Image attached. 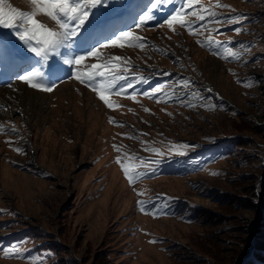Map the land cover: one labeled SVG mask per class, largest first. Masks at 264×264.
I'll return each instance as SVG.
<instances>
[{"label":"rangeland","instance_id":"rangeland-1","mask_svg":"<svg viewBox=\"0 0 264 264\" xmlns=\"http://www.w3.org/2000/svg\"><path fill=\"white\" fill-rule=\"evenodd\" d=\"M153 2L159 10H153L155 20L145 27H135L142 5L117 24L142 37L145 47L102 49L105 56L124 57L118 67H128L127 75L135 81L137 95L126 89L128 95L107 96L113 108L75 78H66L52 92L0 80V249H12L7 258L0 252V264H46L49 241L74 249L86 264L100 250L111 264H176L178 253L186 250L208 256L205 264H244L245 257H235L241 250L234 242L238 239L229 235H221L219 258L216 247L197 245L204 232L217 229L248 237L252 248L246 257L251 258L255 226H264V201L257 196L253 209L239 205L238 196L252 198L250 190L257 192L264 180V0H199L182 17L192 32L179 24L160 26L175 14L178 0ZM6 3L32 10L28 0ZM201 6L217 17L245 19L217 24L205 11L199 20L190 13ZM37 19L51 24L45 17ZM228 49L239 59L229 56ZM33 59L39 63L27 70L38 73L35 79L56 83L45 62ZM93 63L99 61L89 57L73 67L87 71L84 65ZM63 67L69 75L68 65ZM181 80L190 83L185 87ZM123 83L117 82V90ZM157 86L155 96L167 94L159 103L141 94ZM238 134L250 140L231 148L238 146L232 142ZM179 143L195 147L177 157L169 149ZM117 158L137 165L138 173L146 171L141 159L194 158L197 163L162 162L155 176L130 185ZM157 197L169 198L162 209L166 215L153 217L138 207V201L152 207ZM201 208L222 216L201 226L198 217L206 213Z\"/></svg>","mask_w":264,"mask_h":264},{"label":"snow or ice","instance_id":"snow-or-ice-1","mask_svg":"<svg viewBox=\"0 0 264 264\" xmlns=\"http://www.w3.org/2000/svg\"><path fill=\"white\" fill-rule=\"evenodd\" d=\"M28 2L31 5V11H21L10 3H6V0H0V80L5 78L8 80H19L24 82L29 88L52 92L57 84L63 82L66 78H75L85 87L95 91L97 97L108 108L114 107L107 99L109 95H128L129 93L126 89H133L131 95H137L135 81L127 75L130 69L128 67L120 68L117 64L118 61L125 58L105 56L102 54V49H106L109 46L124 47L125 44L129 47H145L146 42L142 37L135 35L130 30L118 29L117 24L126 21L142 5L144 10L142 14L138 15L139 22L135 23V27H145L147 22L155 20L153 10H159L157 3H154L153 0L147 4L144 0H28ZM168 2L173 3L177 2V0H168ZM159 3H164V0H159ZM198 3L199 0H178L179 6L174 9L175 14L171 15L160 26L164 27L166 24L171 29L173 24H179L180 27L187 28L189 32H192V26L185 24L182 17L189 14L184 12V9L194 8V5ZM149 4H151V7H148ZM217 6L224 7L223 5ZM205 11L208 12L211 20L217 24H234L245 19L241 15L217 17L215 12L207 9L202 10V6L201 8H195L190 14L196 16L199 20H203ZM37 16L47 18V21H50L51 24L37 19ZM235 31L239 33L241 29L236 28ZM13 37L20 44H17L12 39ZM207 46L211 50V41H209ZM241 46L243 47V45ZM81 49H87V51L82 52L80 51ZM227 51L229 56L239 59L236 53L230 49ZM28 53L33 54V56H28ZM66 56H70V58L66 59ZM33 57L40 58L45 62L49 76L56 83L48 86L46 81L42 83L35 79L38 75L37 72L27 70L33 62L39 63V60L34 61ZM89 57L95 58L99 63L84 65L87 71H77L73 67V65H82ZM49 60L51 63L48 62ZM65 64L70 69V74L67 76L62 72V67ZM139 79L143 83H149L147 79L142 77ZM119 81H124V83L120 84L119 90H117L116 85ZM180 83L187 87L190 82L181 80ZM8 86L11 87V84ZM208 91H211V89ZM158 92H160V86L152 89L151 93L145 91L141 94L149 99H156L159 103L167 94L157 97L155 93ZM188 106L195 107L196 105ZM144 110L148 111L147 109ZM109 122L116 123L111 118ZM0 131H3L2 127H0ZM113 147L119 151L116 145H113ZM194 147L195 145L179 143L171 146L169 152L177 157H185L187 156V149ZM14 151L18 154H24V149L21 147H16ZM147 151L161 157L164 155L152 148L147 149ZM132 159H135V157ZM162 162L176 164L197 163L194 158L184 161L141 159L140 164L144 166L146 171L138 173L134 170L137 165H128L119 158L116 160L130 185L142 177L151 178L155 176ZM151 165L155 167H150ZM168 199L167 197H157L152 202V207H148L145 202L138 201V207L142 212L151 214L153 217L166 215L167 213L163 212L162 209L166 207ZM156 242L150 241V243ZM0 252H4L7 258L12 249H0Z\"/></svg>","mask_w":264,"mask_h":264},{"label":"trees","instance_id":"trees-1","mask_svg":"<svg viewBox=\"0 0 264 264\" xmlns=\"http://www.w3.org/2000/svg\"><path fill=\"white\" fill-rule=\"evenodd\" d=\"M236 116H240L239 114L236 113ZM242 118V117H241ZM243 119V118H242ZM235 139H233L232 142L236 144L238 143V146H234L231 148L234 149H240L238 148L240 145H243L242 142L247 143L249 141V136L246 134H243L240 136L238 134ZM249 139V140H248ZM237 145V144H236ZM260 161V159H259ZM260 164V163H259ZM228 180V177H225V180ZM250 196H253L252 198L246 199L244 196H238L241 204L239 205H244L245 207L249 208H255L257 206V196L262 197L264 201V180L261 181L260 184H258L257 187V192L251 191L250 190ZM202 209V208H201ZM205 209H202L203 212L206 211V213L202 217H198V223L201 226L204 227H209L212 225V222L215 220H218L220 216H222L220 213H213L211 211H207ZM199 216V214H197ZM214 223V222H213ZM229 230V229H228ZM227 229H217L216 231H209V232H204L200 238L196 240L197 245L200 246L201 249H206L208 247L216 249L214 250V253L217 258H219L220 254L218 253V247L221 242H224L222 236L229 235V239L231 240L232 238L238 239V241H234L239 247L241 248L240 251H238V255L235 256L237 258L245 257L244 264H264V226L262 225H257L255 226V231H254V238H253V250L251 253V258L246 257L247 254L251 250V242L249 241L248 237H244L242 235H231L228 234ZM40 233L39 231H37ZM43 235V233H40ZM44 237V236H43ZM48 237V236H46ZM223 239V240H221ZM226 239V238H225ZM228 240V239H227ZM46 244L49 245V248H47L49 251H51V256L47 258L46 264H84L87 260H83V258L78 259L77 255L75 253L74 249L67 248L63 246L60 243L49 241L45 242ZM181 248V247H179ZM182 249V248H181ZM211 257H215L213 255V251L210 252ZM212 257V258H213ZM209 259L208 256L206 255H194L191 250H186V251H180L178 253V261L176 260V264H205L206 261ZM235 263V262H234ZM233 263V264H234ZM86 264V263H85ZM88 264H111L108 259L107 252L105 250H100L97 251L91 258L90 263Z\"/></svg>","mask_w":264,"mask_h":264},{"label":"bare ground","instance_id":"bare-ground-1","mask_svg":"<svg viewBox=\"0 0 264 264\" xmlns=\"http://www.w3.org/2000/svg\"><path fill=\"white\" fill-rule=\"evenodd\" d=\"M64 68V67H63Z\"/></svg>","mask_w":264,"mask_h":264}]
</instances>
